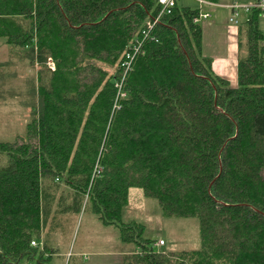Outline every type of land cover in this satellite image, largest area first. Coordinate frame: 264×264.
Wrapping results in <instances>:
<instances>
[{
    "label": "trees",
    "instance_id": "1",
    "mask_svg": "<svg viewBox=\"0 0 264 264\" xmlns=\"http://www.w3.org/2000/svg\"><path fill=\"white\" fill-rule=\"evenodd\" d=\"M161 8L159 0H0V39L39 65V107L25 138L0 141V264L36 254L46 264L43 230L83 202L139 248L122 264H264L261 8L251 6L239 27L246 54L236 86L202 52L200 8L176 0L118 94L126 51ZM132 187L155 197L164 216H197L199 247L156 250L143 222L123 219Z\"/></svg>",
    "mask_w": 264,
    "mask_h": 264
},
{
    "label": "rangeland",
    "instance_id": "2",
    "mask_svg": "<svg viewBox=\"0 0 264 264\" xmlns=\"http://www.w3.org/2000/svg\"><path fill=\"white\" fill-rule=\"evenodd\" d=\"M178 1L193 7L201 6L198 0ZM228 17L229 15L226 16L227 22ZM199 21L202 25L201 18ZM259 23H264L262 14ZM9 47L11 49L7 50ZM12 48L15 47L0 44V141L25 138L27 122L39 107L36 74L39 65L31 64L28 56L24 60ZM69 200L66 198L61 205L56 202L54 207L64 206L65 201ZM123 219L143 222L145 236L156 239L154 247L159 251L194 249L201 243L197 216H164L158 200L145 195L140 187L130 189L129 203L124 209ZM160 239L164 243H160ZM41 240L52 252L51 257L44 261L46 264H67L68 261L122 264L124 254L137 247L133 242L122 241L118 226L103 223L85 202L80 210L63 215L53 226H47L42 232ZM38 256L39 254L32 258L24 257L19 264H27L28 261L38 264Z\"/></svg>",
    "mask_w": 264,
    "mask_h": 264
},
{
    "label": "crops",
    "instance_id": "3",
    "mask_svg": "<svg viewBox=\"0 0 264 264\" xmlns=\"http://www.w3.org/2000/svg\"><path fill=\"white\" fill-rule=\"evenodd\" d=\"M207 1L208 2L201 7L202 11L210 13L209 16L201 18L203 28L202 52L204 55L212 58L213 70L222 77L227 78L232 86H236L238 82V60L241 55L246 54L245 46L239 45V27L248 17L249 10L245 6L255 3L257 0ZM234 2L242 5L234 9L230 6V4ZM181 3L188 5V3L185 2ZM227 15H229L228 22L226 21ZM240 15H242V18H240ZM231 16H234L236 21L230 20ZM223 18H225V20ZM260 27L264 30V23L260 25ZM0 44L10 46L9 44H5L1 39ZM8 49L11 48L9 47L7 50ZM12 50H17V52L22 55V58L26 60V49L12 48ZM138 250L139 248L136 247L129 250L127 253ZM27 264L33 263L28 261Z\"/></svg>",
    "mask_w": 264,
    "mask_h": 264
},
{
    "label": "built area",
    "instance_id": "4",
    "mask_svg": "<svg viewBox=\"0 0 264 264\" xmlns=\"http://www.w3.org/2000/svg\"><path fill=\"white\" fill-rule=\"evenodd\" d=\"M201 3L200 8V12L199 15L195 18V20H200V18L203 17H207L210 15V13L206 12V11H202L201 7L207 3V0H198ZM159 3L161 4L162 8L161 11L159 12V14L153 18H149L146 21V25L145 27H143L142 29V33H141V37L136 39V42L126 51L125 54V59L122 61V66L124 67V72H123V76L122 78L116 83V85L118 86L119 90H118V94H122L124 95L125 92L121 89L122 84H123V79L125 74L127 73V71L129 70V68L131 67L132 61L134 59V57L139 53V51L142 49V45L145 41V39L151 34L152 30L154 29L156 23L159 20L160 15L167 11L170 12L171 8L175 5L176 0H159ZM231 7H233L234 9H237L241 6V4L234 2L232 4H230ZM251 6H258L261 8V14L262 16H264V0H257L255 3L245 6L248 10ZM230 20H235L234 16L230 17ZM236 21V20H235ZM49 66L54 67V62L50 59L48 61ZM160 243H164L163 239L159 240ZM33 244H36L35 241H32Z\"/></svg>",
    "mask_w": 264,
    "mask_h": 264
}]
</instances>
